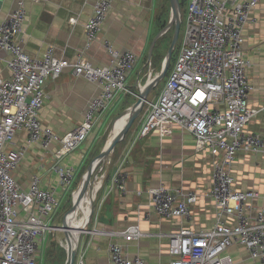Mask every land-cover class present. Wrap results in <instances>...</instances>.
<instances>
[{"label": "built area", "instance_id": "built-area-1", "mask_svg": "<svg viewBox=\"0 0 264 264\" xmlns=\"http://www.w3.org/2000/svg\"><path fill=\"white\" fill-rule=\"evenodd\" d=\"M260 1L187 0L183 44L163 87L144 105L138 136L152 131L165 136L177 125L191 134L197 151H208L211 157V187L207 195L213 200L216 222L209 230L184 228L169 233L170 259L164 264H232L225 251L233 244L244 245L251 259L264 264V210L247 214L248 204L257 193L235 190L231 174L239 152H264V140L245 131L250 119L264 110V98L260 108L248 106L254 87L247 76L251 63L243 52V29L255 21L252 13ZM112 2H95L84 25L87 45L96 40ZM25 21V0H16V7L0 22V53L8 55L3 60L10 72L9 78L0 77V264H38L40 244L56 226L51 227V223L60 203L54 188L40 187L37 175L32 176L26 190L17 184L13 170L26 148L6 150V144L21 130L27 132L28 144H36L45 151L51 143H57L54 154L57 160L49 170L58 176L57 185L66 194L76 171L73 166L61 165L59 159L88 140L100 116L117 96L130 93L126 80L138 62L132 51H118L108 41L103 45L110 54V63L99 67L82 56L73 62L57 57L52 47H47L41 58L30 57L24 52L20 38ZM67 67L73 75L98 84L99 92L88 101L83 121L58 135L42 125L38 112L44 103L45 82L57 79ZM152 77L150 73L148 79ZM124 161L109 177L108 193L114 189L126 191L128 173L121 169ZM145 192L153 212L167 220L188 218L189 205L197 200L194 191L184 192L163 184ZM85 233L121 235L125 239L142 234L138 225L117 232L92 228ZM108 263L146 264L139 256L128 257L123 246L116 242L108 244ZM74 264H84L79 251Z\"/></svg>", "mask_w": 264, "mask_h": 264}, {"label": "crops", "instance_id": "crops-1", "mask_svg": "<svg viewBox=\"0 0 264 264\" xmlns=\"http://www.w3.org/2000/svg\"><path fill=\"white\" fill-rule=\"evenodd\" d=\"M96 1L25 0L26 21L20 35L24 52L33 58L43 57L47 47H52L57 57L73 62L78 56H82L93 66L99 67L109 64L111 60L103 45L104 41L110 42L118 51H132L138 57L136 67L126 80L130 93L117 96L100 116L88 140L79 149L59 159L61 165L74 167L76 175L73 183L86 165L95 144L108 130L107 120L111 114L117 108L126 109L129 103L127 101L136 99L138 89L148 80L149 74L159 72L168 48L163 49L166 43L163 36H166L169 29L155 42L157 47L152 52L159 59L152 61L151 57L148 58L153 39L163 28V22H168L170 18V0H113L96 40L87 45L84 25L91 16ZM15 7L16 0H0V22ZM252 14L255 21L248 23L243 29V52L251 63L247 76L254 87L248 97V106L257 109L262 106L264 98V0L259 2ZM70 18L74 21H69ZM163 50L164 54L161 55ZM7 57L8 55L0 53V77L4 79L10 76L3 60ZM44 92V103L38 112V119L54 133L62 135L83 121L85 107L98 94L99 86L84 77L73 75L72 69L67 67L57 79H48L45 82ZM151 92L147 100L158 94ZM138 128L137 133L117 150L115 156L118 162L115 161L116 166L109 173L111 176L122 159L125 160L121 169L128 173L126 191L120 193L114 189L108 193L107 182L105 183L96 202L95 217L90 229L117 232L130 225H138L142 234L137 238L125 239L121 235L91 236L83 233L78 251L83 255L84 264H109L110 242L122 245L130 258L139 256L146 264H164L170 259L167 237L169 233L184 228L193 231L209 230L216 222L214 203L207 195L211 187L210 153L197 151L191 134L177 125H173L171 132L165 136L152 131L140 137ZM245 131L264 140V110L250 119ZM22 148H26L24 156L13 170L17 184L26 190L32 176L37 175L41 188H54L59 199L64 197L65 194L57 185L58 176L49 170L57 160L54 154L58 144L51 143L48 151H45L36 144H28L27 132L21 130L14 134L5 149ZM231 174L235 190H253L257 193V197L248 204L247 214H254L256 209L264 210V152H239ZM158 184L196 193L197 200L189 205L188 218L161 219L153 212L145 191ZM74 189L75 187L72 188ZM100 202L102 204L98 207ZM56 213L53 220L57 217ZM223 219L232 223L227 216H223ZM225 253L231 258L232 264H261L250 258L242 244L231 245Z\"/></svg>", "mask_w": 264, "mask_h": 264}, {"label": "water", "instance_id": "water-1", "mask_svg": "<svg viewBox=\"0 0 264 264\" xmlns=\"http://www.w3.org/2000/svg\"><path fill=\"white\" fill-rule=\"evenodd\" d=\"M180 1L181 0H170V18L167 22V24L158 32L156 37L153 39L149 51H148V58L151 57L155 42L157 39L168 29L173 27V35L170 41V44L167 48L166 54L164 56V59L162 61L161 68L159 72L153 75L152 78L146 80V82L142 85L140 89H138V94L136 96V101L128 106L126 109L121 111V113L114 119L113 121V126L114 123L117 119L121 118L122 116L127 117L125 124L121 128V130L116 134V136L111 140L109 144H105L100 153L89 163V165L86 167L84 173L81 176L80 184L78 187L81 185V194H84L86 190L91 189L92 182L94 181L97 171L96 168L98 165L102 162L105 161V159L112 153L114 150L115 146L123 140L125 134L127 131L131 128L133 125L134 121L138 118L140 115L146 101L149 93L153 90L154 87L158 83H160L164 78L165 75L169 69L170 63H171V57L173 50L176 46V43L179 38V31H180V26L182 23V13H181V8H180ZM112 126V127H113ZM82 196V195H81ZM75 208L74 202H72V206L69 209L68 213L71 212ZM95 206H94V200L90 203V213L89 215L82 221L81 226L76 233V235H70V233H66L68 237H64V241L68 244L67 247L64 245L65 251H66V262L65 264H74L75 263V258L76 254L78 251L79 247V242L81 235L85 233L86 231V226L88 225L90 218L94 212ZM67 213V214H68ZM66 214V215H67ZM63 223H65V219L63 220Z\"/></svg>", "mask_w": 264, "mask_h": 264}, {"label": "rangeland", "instance_id": "rangeland-1", "mask_svg": "<svg viewBox=\"0 0 264 264\" xmlns=\"http://www.w3.org/2000/svg\"><path fill=\"white\" fill-rule=\"evenodd\" d=\"M185 24H186V9H184L183 11V16H182V25H181V29H180V37L178 38V45H177V49L175 50V54L173 56V60L176 58L177 54L179 53V50L183 44V37H184V33H185ZM168 34L165 36V39H166V43L163 45V49L167 47L168 45ZM169 46V45H168ZM176 48V46H175ZM174 48V49H175ZM167 51V49H166ZM174 51V50H173ZM164 54V50L161 52V55ZM166 54V52H165ZM173 54V53H172ZM172 59V57H171ZM164 80L163 79L159 85H157V88L151 92V94H156L157 92L159 93V90H161L162 88V85L164 84ZM136 101L135 98H133L132 101H127L129 102L127 106H130L131 104H133L134 102ZM131 103V104H130ZM121 111H123V109L121 108H117L112 114L111 116L109 117V119L107 120L108 121V130L105 132L104 135L101 136V138L98 140V142L95 144V148L93 149L90 157L87 158L86 160V165H85V169L86 167L89 165V163L100 153V151L102 150V148L104 147V145L106 144L108 138H109V134L111 133L112 131V120L114 118H116L120 113ZM143 112L144 110L140 113V115L138 116V118L134 121L133 125L131 126V128L127 131V133L125 134L124 138L122 141H120L114 148V150L112 151V153L107 157V161L105 162H102L98 165V167L96 168V171H97V174L96 176H98L97 178H95V182H98L100 181L101 179V176L103 175L102 177V185L100 186V188L96 191L95 193V197L94 198V206L97 205L96 202L97 199H98V196L100 194V191L103 190L104 188V185L106 183V180L109 176V173L111 172V169L112 167H115L116 165H114L116 162V156L117 155V150L121 149L122 148V145L126 142V140H129L130 137L132 138L136 133H137V128L140 124V122L142 121V118H143ZM139 129V128H138ZM116 161V162H115ZM84 172L82 173H79V176L77 175L76 179H75V182L73 183L72 187L70 190H68L65 194L64 197H62L60 199V203H59V206L57 207V210H56V216H57V219L55 221H53L51 223V227H54V225H56L55 227H57V230L59 232V236L57 235L58 233L55 232V230H52L50 233H47L45 239L43 242H41L40 244V247H39V253H40V258L38 260V264H44V254H45V251H46V248L47 246L49 245L50 242H55L58 246L62 247L64 250V236H65V231H62L60 230L61 227H64V223H63V220L66 218V216L68 215V211L69 209L71 208L72 206V199H73V191L75 192V190L78 188L76 187L78 185V182L80 180V177L81 175L83 174ZM75 187L74 190H72V188ZM102 187V188H101ZM99 205V204H98ZM95 211V209H94ZM67 214V215H66ZM95 217V213L93 212L91 218H90V221L88 223V225L86 226V230L89 229L91 230V224H92V221H93V218ZM68 223H69V219H68V222H67V226H68ZM59 228V229H58ZM66 252V251H65ZM66 258H67V255L65 254V257L63 258V260H57V258L53 259L54 262L51 263V264H65L66 262ZM52 260V261H53Z\"/></svg>", "mask_w": 264, "mask_h": 264}, {"label": "bare ground", "instance_id": "bare-ground-1", "mask_svg": "<svg viewBox=\"0 0 264 264\" xmlns=\"http://www.w3.org/2000/svg\"><path fill=\"white\" fill-rule=\"evenodd\" d=\"M126 115L122 116L121 118L117 119L114 123V126L112 128L111 133L109 134V138L106 142V144H109L111 140L116 136V134L121 130L123 125L126 122ZM107 161V158L105 159V162ZM102 184V177L100 181L95 182V180L92 182L91 189L86 190L84 194H81V185L78 187L75 192H73L74 196L72 201L75 204V208L68 213V215L65 218L64 227H61L60 230L65 231V236L70 233V235H76L78 232L82 221L89 215L90 213V203L95 198L96 191L100 188ZM82 195V196H81ZM69 219V223L67 226V222ZM59 229V228H58ZM54 230H57V227H54ZM66 233H68L66 235ZM64 245L67 247V243L63 241ZM85 256V255H84Z\"/></svg>", "mask_w": 264, "mask_h": 264}, {"label": "trees", "instance_id": "trees-1", "mask_svg": "<svg viewBox=\"0 0 264 264\" xmlns=\"http://www.w3.org/2000/svg\"><path fill=\"white\" fill-rule=\"evenodd\" d=\"M186 5H187V0H181L180 1V8H181L182 16H183L184 9H186ZM166 24H167V22H163L162 27H164ZM181 25H182V23H181ZM180 29H181V26H180ZM167 32L169 33L168 36H167L168 37V45H169L170 44V41H171V38H172V34H173V27H171ZM165 35H167V34H165ZM163 37H165V36H163ZM179 37H180V31H179ZM168 45H167V47H168ZM177 45H178V43H177ZM177 45H176V48L173 51L171 63H170L169 69H168V71H167V73L165 75V78H166V76H167V74H168V72H169V70H170V68L172 66V63L175 60V59L173 60V56L175 54L174 53L175 50L177 49ZM156 47H157V44L155 43L154 49H153L154 52H155V48ZM154 52H152V55H151L152 61H155V59L157 58V56L155 57L156 54ZM158 59L159 58H157V60ZM153 90H154V88H153ZM143 110H145V106L143 107L142 111ZM84 171H85V166L82 168V170L80 171V173H82ZM108 178H107V181L106 182H108ZM56 219H57V217L54 218V220H56ZM55 232H57L58 233L57 235L59 236V232L56 231V230H55ZM65 254H66V252H65V250L62 247L58 246L55 242H50L49 245L47 246L46 251H45V254H44V264H51V263H53L54 262L53 259H55V258H57V260H60L61 261L65 257Z\"/></svg>", "mask_w": 264, "mask_h": 264}]
</instances>
